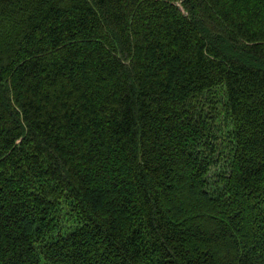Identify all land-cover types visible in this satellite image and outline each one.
<instances>
[{
  "label": "trees",
  "instance_id": "16d2710c",
  "mask_svg": "<svg viewBox=\"0 0 264 264\" xmlns=\"http://www.w3.org/2000/svg\"><path fill=\"white\" fill-rule=\"evenodd\" d=\"M0 264H264V0H0Z\"/></svg>",
  "mask_w": 264,
  "mask_h": 264
}]
</instances>
